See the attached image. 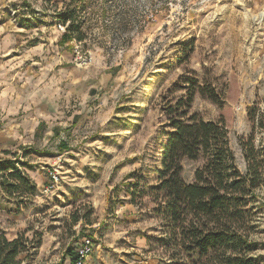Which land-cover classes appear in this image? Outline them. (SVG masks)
I'll use <instances>...</instances> for the list:
<instances>
[{
	"label": "rangeland",
	"instance_id": "rangeland-1",
	"mask_svg": "<svg viewBox=\"0 0 264 264\" xmlns=\"http://www.w3.org/2000/svg\"><path fill=\"white\" fill-rule=\"evenodd\" d=\"M71 1L5 5L20 14L28 7L44 22L25 33L39 51L26 63L31 76L60 79L67 72L78 88L62 125L41 123L32 142L21 133L24 145L13 154L29 183L9 181L19 186L14 195L0 187V232L23 237L28 249L20 264H72L87 237L94 244L86 264H215L199 252L173 258L152 198L132 204L128 184L142 178L149 192L159 182L163 108L186 94L181 77L205 90L195 94L192 111L224 120L239 170L247 172L242 142L250 137L264 160V0H82L86 40L62 44L65 32L54 16ZM2 12V28L18 31ZM204 163L185 159L183 180L194 182ZM55 170L60 181L46 192ZM258 196L248 206L258 220L244 259L251 264H264V183Z\"/></svg>",
	"mask_w": 264,
	"mask_h": 264
},
{
	"label": "trees",
	"instance_id": "trees-1",
	"mask_svg": "<svg viewBox=\"0 0 264 264\" xmlns=\"http://www.w3.org/2000/svg\"><path fill=\"white\" fill-rule=\"evenodd\" d=\"M76 1L80 2L81 8H72ZM83 4L82 0H72L65 10L55 14L57 25L66 26L62 44L86 40L87 33L82 30L84 22L78 20L79 14L85 11L86 4ZM33 18L35 20L24 19L22 26L31 29L34 21H41ZM179 86H186V94L178 99L165 100L163 108L167 125L163 135L167 141L161 147L159 182L149 192L146 184L142 186V178L128 184L135 190L131 203L136 204L138 200V205L143 206L139 204L141 200L148 196L152 198L155 205L152 212L162 223L164 241L174 248L170 253L173 258L199 252L215 264H251L244 259L250 251L248 244L258 220L257 213L248 206L259 199L258 190L264 183V160H260L252 137L243 140L248 168L245 174L242 173L236 165L224 120L206 121L192 111L195 94H204V88L196 80L192 82L185 77H181ZM209 98L221 103L215 93H210ZM255 117L256 113L250 114L254 125ZM41 127L42 124L39 129ZM2 155H12L13 158H3ZM200 158L205 160L204 165L196 171L194 182L186 183L182 178L183 161ZM19 162L16 154L0 151V187L13 195L18 193L19 186L9 181L29 183V176L17 166ZM74 221L78 222L79 218ZM27 249L23 237L9 240L0 232V264H20V256ZM67 252L72 255V250ZM77 260L75 254L72 264Z\"/></svg>",
	"mask_w": 264,
	"mask_h": 264
},
{
	"label": "crops",
	"instance_id": "crops-1",
	"mask_svg": "<svg viewBox=\"0 0 264 264\" xmlns=\"http://www.w3.org/2000/svg\"><path fill=\"white\" fill-rule=\"evenodd\" d=\"M15 1L18 0H0V11ZM3 16L4 13H0V20ZM2 24L5 26L6 23ZM17 30L0 27V151L12 153L24 145L19 141L23 138L21 133L32 136L28 139L32 142L41 123L47 125L54 121L62 125L64 108L68 109L76 101L78 88V80L72 75L67 76V72L60 79L31 76L26 63L31 53L39 51H33L36 46L30 47L26 40L29 36L25 33L29 34L31 29L18 27ZM59 104L63 105L61 109Z\"/></svg>",
	"mask_w": 264,
	"mask_h": 264
},
{
	"label": "built area",
	"instance_id": "built-area-1",
	"mask_svg": "<svg viewBox=\"0 0 264 264\" xmlns=\"http://www.w3.org/2000/svg\"><path fill=\"white\" fill-rule=\"evenodd\" d=\"M15 7H12L8 11L4 10L5 14L7 13V16H9V20L12 21V23H14L19 28L29 29V28L22 26V21L24 19L33 20L34 19L33 17H37V14L35 16H33V15L31 16L29 13L28 7L22 8L21 11L23 13L20 14L19 13L20 12L19 7L18 6H17V8H15ZM37 24H41V22L40 21H34L33 22V28H37ZM57 29L60 32H66V26L57 25ZM49 178H50L51 186L47 188L46 192H49L53 186H55L56 184L59 183L60 177H59L58 171L55 170L54 172H51L49 174ZM93 244H94L93 240L89 237H87L83 240L81 248L76 252V254L78 256V260H77L76 264H86L87 260L89 259V257L93 253Z\"/></svg>",
	"mask_w": 264,
	"mask_h": 264
},
{
	"label": "bare ground",
	"instance_id": "bare-ground-1",
	"mask_svg": "<svg viewBox=\"0 0 264 264\" xmlns=\"http://www.w3.org/2000/svg\"><path fill=\"white\" fill-rule=\"evenodd\" d=\"M248 14V13H247Z\"/></svg>",
	"mask_w": 264,
	"mask_h": 264
}]
</instances>
